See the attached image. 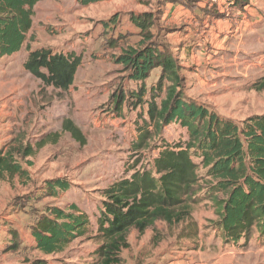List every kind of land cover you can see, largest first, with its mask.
<instances>
[{"label": "rangeland", "instance_id": "obj_1", "mask_svg": "<svg viewBox=\"0 0 264 264\" xmlns=\"http://www.w3.org/2000/svg\"><path fill=\"white\" fill-rule=\"evenodd\" d=\"M169 8L174 10L165 14ZM142 14L153 17L151 41L178 61L187 99L236 124L264 114V88L255 89L264 78V0H250L244 10L227 0H103L88 6L43 0L34 7L28 50L74 52L81 65L73 85L61 92L24 71L25 46L0 58V152L26 172V178L0 174V264H97L102 240L96 222L105 190L134 172L150 171L163 145L187 141L186 130L170 124L158 133L149 129L147 146L135 148L146 105L113 107L114 99L139 86L116 60L139 46L141 31L132 18ZM158 77L159 69L150 73L147 90ZM66 122L79 130L78 140L65 130ZM26 146L31 156L21 154ZM197 173L191 214L197 236L184 237L188 223L168 228L159 222L142 235L130 230L119 264H264V237L222 241L215 205L206 197L210 183L201 168ZM54 179L68 184L55 198L45 192ZM70 206L87 214L88 233L59 254L42 255L30 227L49 208Z\"/></svg>", "mask_w": 264, "mask_h": 264}, {"label": "trees", "instance_id": "obj_2", "mask_svg": "<svg viewBox=\"0 0 264 264\" xmlns=\"http://www.w3.org/2000/svg\"><path fill=\"white\" fill-rule=\"evenodd\" d=\"M42 1L0 0V58L10 57L25 46L28 55L24 71L44 87L66 92L73 85L81 57L74 52L30 51L26 44L34 7ZM101 1L80 0V3L88 6ZM227 2L244 10L250 0ZM132 21L141 31L142 40L137 48L125 49L116 62L126 70L129 80L139 86L127 96L122 93L114 99L113 107L120 111L124 103L134 110L146 105L147 119L137 128L135 148L147 146L153 135L149 129L158 133L170 124L185 129L188 139L184 144L163 145L150 171L134 172L105 190V201L96 222L102 240L95 252L97 264H119L121 251L129 248V231L142 235L159 222L168 228L188 223L184 237L195 238L197 227L191 223V214L196 204L194 189L201 179L199 168L210 183L206 197L215 205L216 229L222 241L248 242L254 233L264 237V114L236 124L187 99L180 89L178 61L151 41L153 17L142 14ZM155 69H159L157 84L147 90L145 81ZM260 88H264V78L255 86ZM65 130L79 139V130L71 122H66ZM21 154L31 156L32 150L26 146ZM12 160V155L0 152V174L26 178L25 170ZM67 189L68 184L61 179L45 183V192L53 198ZM88 231L87 214L78 212L75 206L64 210L51 207L30 227L35 248L44 256L63 252Z\"/></svg>", "mask_w": 264, "mask_h": 264}, {"label": "crops", "instance_id": "obj_3", "mask_svg": "<svg viewBox=\"0 0 264 264\" xmlns=\"http://www.w3.org/2000/svg\"><path fill=\"white\" fill-rule=\"evenodd\" d=\"M174 9H181L180 7H177V8H174ZM174 9H167V12L165 13V14H170ZM183 10V9H182ZM184 11H186V10H184ZM187 12V11H186ZM170 17H172V16H170ZM175 20H178V19H173V21H175Z\"/></svg>", "mask_w": 264, "mask_h": 264}, {"label": "built area", "instance_id": "obj_4", "mask_svg": "<svg viewBox=\"0 0 264 264\" xmlns=\"http://www.w3.org/2000/svg\"><path fill=\"white\" fill-rule=\"evenodd\" d=\"M212 2L218 1V0H211Z\"/></svg>", "mask_w": 264, "mask_h": 264}]
</instances>
